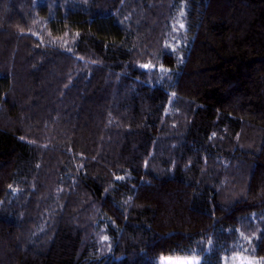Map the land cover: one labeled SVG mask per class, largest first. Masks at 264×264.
<instances>
[{"label": "trees", "instance_id": "obj_1", "mask_svg": "<svg viewBox=\"0 0 264 264\" xmlns=\"http://www.w3.org/2000/svg\"><path fill=\"white\" fill-rule=\"evenodd\" d=\"M263 236L264 0H0V264Z\"/></svg>", "mask_w": 264, "mask_h": 264}, {"label": "rangeland", "instance_id": "obj_2", "mask_svg": "<svg viewBox=\"0 0 264 264\" xmlns=\"http://www.w3.org/2000/svg\"><path fill=\"white\" fill-rule=\"evenodd\" d=\"M160 188L161 185H157L155 188V192H160ZM191 258H197L200 262V259L197 256H162L159 259V264H178L179 261L187 260ZM256 258H264V236L262 238L261 246Z\"/></svg>", "mask_w": 264, "mask_h": 264}, {"label": "snow or ice", "instance_id": "obj_3", "mask_svg": "<svg viewBox=\"0 0 264 264\" xmlns=\"http://www.w3.org/2000/svg\"><path fill=\"white\" fill-rule=\"evenodd\" d=\"M181 27H183V25H181ZM145 67H147V66H145ZM178 264H200V262L197 258H191V259L179 261ZM240 264H253V262L252 261H245L242 259Z\"/></svg>", "mask_w": 264, "mask_h": 264}]
</instances>
